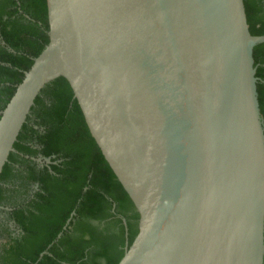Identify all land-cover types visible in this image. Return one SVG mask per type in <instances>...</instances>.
<instances>
[{"label": "water", "instance_id": "95a60500", "mask_svg": "<svg viewBox=\"0 0 264 264\" xmlns=\"http://www.w3.org/2000/svg\"><path fill=\"white\" fill-rule=\"evenodd\" d=\"M46 3L48 44L0 111V174L63 77L139 215L118 264H264V35L244 0Z\"/></svg>", "mask_w": 264, "mask_h": 264}, {"label": "trees", "instance_id": "16d2710c", "mask_svg": "<svg viewBox=\"0 0 264 264\" xmlns=\"http://www.w3.org/2000/svg\"><path fill=\"white\" fill-rule=\"evenodd\" d=\"M244 7L250 33L264 35V0ZM48 31L46 0H0V111L48 44ZM253 59L264 124V43ZM14 150L0 174V264H118L139 215L65 78L36 97Z\"/></svg>", "mask_w": 264, "mask_h": 264}, {"label": "rangeland", "instance_id": "374dc122", "mask_svg": "<svg viewBox=\"0 0 264 264\" xmlns=\"http://www.w3.org/2000/svg\"><path fill=\"white\" fill-rule=\"evenodd\" d=\"M6 225V221H5V218H4V215L2 213H0V229ZM8 227L11 228V230H14V226L12 223L8 224ZM4 240L2 238H0V244L3 243Z\"/></svg>", "mask_w": 264, "mask_h": 264}, {"label": "flooded vegetation", "instance_id": "af4514ba", "mask_svg": "<svg viewBox=\"0 0 264 264\" xmlns=\"http://www.w3.org/2000/svg\"><path fill=\"white\" fill-rule=\"evenodd\" d=\"M39 162H43L42 160H38ZM1 207V206H0ZM14 231V230H13Z\"/></svg>", "mask_w": 264, "mask_h": 264}]
</instances>
